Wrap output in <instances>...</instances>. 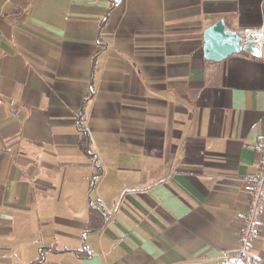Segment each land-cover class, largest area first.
<instances>
[{
	"label": "crops",
	"instance_id": "crops-1",
	"mask_svg": "<svg viewBox=\"0 0 264 264\" xmlns=\"http://www.w3.org/2000/svg\"><path fill=\"white\" fill-rule=\"evenodd\" d=\"M264 0H0V264H264L237 255L264 138Z\"/></svg>",
	"mask_w": 264,
	"mask_h": 264
},
{
	"label": "built area",
	"instance_id": "built-area-1",
	"mask_svg": "<svg viewBox=\"0 0 264 264\" xmlns=\"http://www.w3.org/2000/svg\"><path fill=\"white\" fill-rule=\"evenodd\" d=\"M238 35L242 46L248 42H254L259 47L263 42L264 28L262 25L244 28L238 31ZM251 148L256 155L257 172L244 177L242 183V190L247 196V205L240 222L237 255L243 260L246 259L248 251L252 248V242L264 214V138L253 144ZM256 264H260V262Z\"/></svg>",
	"mask_w": 264,
	"mask_h": 264
},
{
	"label": "water",
	"instance_id": "water-1",
	"mask_svg": "<svg viewBox=\"0 0 264 264\" xmlns=\"http://www.w3.org/2000/svg\"><path fill=\"white\" fill-rule=\"evenodd\" d=\"M241 43L238 32L228 29L224 20L219 18L203 31V56L207 60L221 61L239 52L256 54L257 46L254 42H248L244 46ZM239 264L244 263L239 260Z\"/></svg>",
	"mask_w": 264,
	"mask_h": 264
}]
</instances>
